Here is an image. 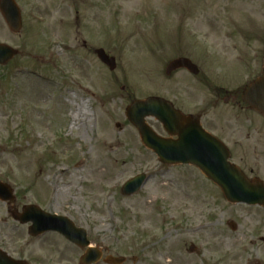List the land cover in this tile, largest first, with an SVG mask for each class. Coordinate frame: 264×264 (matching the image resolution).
Wrapping results in <instances>:
<instances>
[{
  "label": "rangeland",
  "instance_id": "1",
  "mask_svg": "<svg viewBox=\"0 0 264 264\" xmlns=\"http://www.w3.org/2000/svg\"><path fill=\"white\" fill-rule=\"evenodd\" d=\"M14 1L20 33L10 34L0 16V43L17 50L0 67V182L15 197L0 202V249L78 264L80 252L55 234L36 242L29 224L12 219L34 205L69 219L124 264H264V209L229 204L194 167L162 165L126 117L134 101L161 97L204 112L215 136L211 124L231 120L241 128L223 140L231 161L262 179L264 119L215 97L260 75L264 0ZM96 49L115 59L113 71ZM180 57L199 74L167 77L166 65ZM76 111L88 120L70 131ZM145 123L166 137L155 119ZM139 174L147 176L143 187L121 195Z\"/></svg>",
  "mask_w": 264,
  "mask_h": 264
},
{
  "label": "water",
  "instance_id": "2",
  "mask_svg": "<svg viewBox=\"0 0 264 264\" xmlns=\"http://www.w3.org/2000/svg\"><path fill=\"white\" fill-rule=\"evenodd\" d=\"M0 14L8 29L13 34L21 30L20 11L13 0H0ZM17 52L11 47L0 44V65L8 63ZM98 60L110 71L115 69L114 58L108 57L102 49L95 51ZM185 68L193 75L197 68L187 59L179 58L168 63L165 75L169 76L177 69ZM243 100L255 111L264 116V67L262 74L245 90ZM126 117L139 133L141 143L151 150L165 165H192L198 168L207 179L221 190L224 198L232 204H246L250 206H264V184L260 181H248L245 176L228 162V152L225 147L205 133L197 123L183 119L165 100L149 97L144 101L132 103ZM153 117L159 122L166 133L175 140L157 136L146 124L145 119ZM145 181V175H137L127 181L121 193L130 196L137 192ZM0 201L11 203L14 201L10 186L0 182ZM14 220L20 224L30 223L28 234L38 236L45 232L55 231L65 239L81 248L89 246L85 231L76 229L66 218L47 214L35 206H24L20 214L12 213ZM233 228V227H232ZM193 251V248L190 249ZM99 260V253L88 248L80 258V264H95ZM110 264H122L123 258L108 257ZM0 264H22L10 259L0 252Z\"/></svg>",
  "mask_w": 264,
  "mask_h": 264
},
{
  "label": "flooded vegetation",
  "instance_id": "3",
  "mask_svg": "<svg viewBox=\"0 0 264 264\" xmlns=\"http://www.w3.org/2000/svg\"><path fill=\"white\" fill-rule=\"evenodd\" d=\"M179 71H185V70H179ZM246 88V87H245ZM245 88L240 92L239 90H226L224 88H220V90L218 92L220 93H216V104L221 101V103L226 106V105H230L231 107H234V108H237V107H241V104H244V109L246 110H249V111H252L251 108H249L245 102L242 100V95L244 93V90ZM171 104L173 105V107L183 113L184 115L190 117L193 121L195 122H198L201 127L203 129H205L206 131H208L209 133H211L210 130H208V127L206 126V124L208 123L206 121V114L202 111H199L197 112L196 114H192L189 112V110L186 111L185 108H183V106H180L178 105V103L176 101H174L173 99L171 100ZM185 110V112H183ZM256 115H258L256 113ZM260 116L262 119H264V117H262L261 115H258ZM250 122V120H249ZM223 124H226V125H219L217 121H214L211 125H213L216 129H218L220 131V135L219 136H215L217 137L220 141H223L224 138L225 139H233V138H236L240 132V129L239 127L236 126V123L235 122H231V120H227V121H223ZM211 127V126H210ZM256 132H258V130H255ZM251 139V138H250ZM256 146V145H255ZM258 163V162H257ZM255 163V164H257ZM245 165V164H244ZM258 165V164H257ZM256 165V166H257ZM239 166V165H238ZM254 167V165H253ZM239 168L243 171V169L239 166ZM260 170H256V168H248V176L251 180L252 179H257V178H260L261 179V176H260ZM262 180L264 181V177L262 178ZM261 209H264V208H261ZM52 235H56L59 239H61L65 246H69L68 248H74L76 250H78L80 252V256L84 253V250H81L79 249L77 246L71 244L70 242H68L66 239H64L60 234L58 233H50ZM48 234L46 235H43V236H40V237H30V239L32 240H35L36 242H42V240L45 239V237L47 236ZM29 239V240H30ZM39 246V245H38ZM54 248V247H53ZM97 249L100 250L101 252V260L97 263V264H106L104 262V259L107 257V256H110V254L107 253V251L103 250V249H100L97 247ZM56 250H58L56 248ZM71 250V249H70ZM55 253V252H54ZM12 255V256H11ZM10 256L14 259V260H17L19 262H23V263H27V264H56V262H50V260L48 261L46 257H44V255H41L40 257H36L35 259H31L32 255L30 254V250H25L23 251L20 255H16V254H12L10 253ZM48 256L50 257H54V255H49ZM65 258V257H64ZM63 261H65L66 264H70L72 263V260L71 259H63ZM45 262V263H44Z\"/></svg>",
  "mask_w": 264,
  "mask_h": 264
},
{
  "label": "bare ground",
  "instance_id": "4",
  "mask_svg": "<svg viewBox=\"0 0 264 264\" xmlns=\"http://www.w3.org/2000/svg\"><path fill=\"white\" fill-rule=\"evenodd\" d=\"M76 108H83V106H76ZM80 111V110H79ZM81 112V111H80ZM86 112V111H84ZM88 117L81 115L79 112H75V114L71 115V125H70V131L74 129H79L80 127L84 126L87 123ZM82 126H79L81 125ZM83 128V127H82Z\"/></svg>",
  "mask_w": 264,
  "mask_h": 264
}]
</instances>
